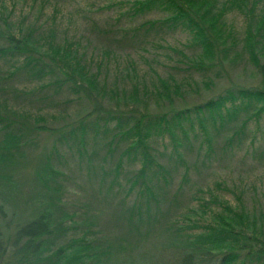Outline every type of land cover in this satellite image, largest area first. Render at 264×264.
<instances>
[{
    "label": "trees",
    "instance_id": "1",
    "mask_svg": "<svg viewBox=\"0 0 264 264\" xmlns=\"http://www.w3.org/2000/svg\"><path fill=\"white\" fill-rule=\"evenodd\" d=\"M5 1L1 0L0 6V81L23 76L31 87L8 83L0 89L12 92L16 98L33 100L38 98V91L53 89L60 93L64 89L79 100L90 94L95 104L71 126L50 127L46 114L16 106L14 109V105L12 108L7 104V97L2 98L0 106L11 116L0 114V166L15 158L19 148L39 130L49 131L57 144L69 149L75 146L79 158L86 154L90 159L95 157L93 168L97 165L100 172H92L99 174L96 184L107 186L106 193L111 190L112 197L119 201L115 210L129 224L127 237L148 236L156 219L166 216L162 230L180 246L172 251L171 258L156 264H264V213L256 215L246 207L242 190L224 181L194 183L188 187L190 193L183 205L178 206L177 196L173 201L177 204L173 207H185L183 211L163 209L170 178L180 166L184 167L181 181H190L191 164L184 159L187 147L192 150L196 144L195 156L205 167L215 159L218 146L230 156L245 149V154L256 155L264 164V134L260 127L264 118V0H115L112 6H128L120 15L164 14L161 19L141 23L135 31L181 28L188 34L186 44L193 49L184 51L186 44H181L182 48L165 47L168 59L175 56L177 73H186L181 78L172 73L163 76L151 68L154 77L149 81L138 75L134 63L129 62L117 70L116 83L106 80L108 69L102 57L95 60V54L80 51L84 46L77 39L56 28L58 8L41 20L23 10L13 15L12 8L7 11ZM41 1L44 10L50 0ZM233 12L242 16L241 35L225 21ZM101 50L104 58L112 53L106 47ZM240 63L253 68V74L259 77L256 84L232 83L187 107L150 109L151 103L180 95L191 84L196 86L192 74L200 76L208 89L212 83L210 72L221 74L225 64L234 67ZM120 80L127 83L120 84ZM252 123L254 126L249 128ZM258 133H262L261 138H257ZM168 144L171 148L166 153ZM165 156L172 166L161 161ZM46 158L43 172L48 183H56L60 171L51 165L52 152ZM196 165L192 163L194 169ZM40 181L49 188L44 177ZM183 189L180 184L176 191ZM224 193L233 195V202ZM59 202V197L48 196L35 216L9 235L0 230V264H101L114 251L128 250L123 240L120 242L126 244L118 246L101 242L92 231L97 218L77 225L82 223L75 219L77 211H63ZM4 215L0 207L1 219ZM67 222L72 226L66 227ZM70 230L74 233L67 237Z\"/></svg>",
    "mask_w": 264,
    "mask_h": 264
},
{
    "label": "rangeland",
    "instance_id": "2",
    "mask_svg": "<svg viewBox=\"0 0 264 264\" xmlns=\"http://www.w3.org/2000/svg\"><path fill=\"white\" fill-rule=\"evenodd\" d=\"M45 1L47 2V0ZM41 2V0H36L35 3L33 0H6L5 6L7 11L13 9V15H17L20 10H23L31 14L30 17L39 18L40 16L41 20L45 18L44 15L50 16L53 13V8H58L56 22L59 26L56 28L64 29L70 38L77 39L84 46L80 51L95 54V60L100 61L102 57V61L108 69L106 71V67L105 69L104 66L102 67V71L107 73V81L114 82L117 70L129 62L134 63L138 75L149 81L154 77L153 70L163 76L172 73L177 78H181L182 75H186L183 70L178 73L175 70L174 55L168 59L164 54L166 52L165 47L169 45L180 46L187 43L188 34L186 31L181 28L170 29L166 26L161 29L152 28L150 30L139 28L138 31H135V28L141 23L147 20L161 19L164 14L150 12L134 17L120 15V13L127 11L128 6L123 5L121 8L112 6L115 0H50V4L45 3L44 10L41 9ZM15 18V16L12 17V19ZM225 21L232 24L238 34L241 35L243 29L241 15L233 12L225 17ZM105 47L109 52H112L106 58L101 55V49ZM183 50L193 51L187 44ZM1 68L3 65L0 66ZM224 68L221 74L209 73L212 83L208 89L201 82L200 76L192 74L191 78L193 77L197 82L196 86L191 84L181 91L180 95H173L171 99L162 100L159 103L150 104L149 101L150 109L162 111L171 107L182 108L199 104L210 96L218 94L232 83L251 85L259 81L257 80L259 77L253 74V68L247 63H240L234 67L225 64ZM26 81L25 77L18 76L8 81H0V85L8 86L9 83L16 87L22 85L31 87ZM206 81L207 79L204 80V82ZM124 83L127 81L122 82L120 80V84ZM36 95L38 98L35 100L24 96L16 98L12 92H4L0 89L1 102L3 101L2 98L7 97V104H11L10 107L12 108L14 105V109L19 107L23 110L30 109L46 114L47 125L50 127H63L69 124L71 126L80 115L90 110L91 106L95 104L90 94H87L86 98L81 96L82 98L79 100L70 91L64 89L60 93H55L53 89H45L36 92ZM137 108L143 109L144 106L138 105ZM0 114L11 116L4 106H0ZM253 126L252 123L249 128ZM260 127L264 134V118ZM262 133H258L257 138H261ZM90 142H92L91 139ZM261 143H263L262 140ZM218 147L216 157L209 164V167H205L200 164V161H197L195 156L196 144L191 147L192 150H189L188 147L184 150V159L187 164H191L190 181L186 182L187 184L181 181L183 166H180L172 174L163 207L164 211L169 212L174 208L183 211L185 207H173L177 205L173 201L177 196L178 206L183 205L190 193L188 187H192L194 183L206 184L212 181H224L229 187H236L243 191L244 203L250 211L256 215L260 212L264 213V164L260 163L261 161L256 158V155L245 154V149L235 151L230 156V153L226 154ZM167 148L166 153L169 152L171 146L168 144ZM19 149L20 153H17L15 158L0 166V176L8 177L6 179L0 177V207L5 212L4 218L1 219L0 217V230L4 235H9L16 226L33 218L37 210L41 208V203L50 196V199L59 197L58 205L63 211H77L78 216L75 219L82 221L77 225L97 218L94 220L95 226L92 227V231L96 233V236L101 237V242L106 241V244L114 246L126 242L129 245L128 250L114 251L113 255L102 261L101 264L162 263L168 260L172 251L180 246L170 233L162 230L166 216H161L156 219L157 221L153 220L157 224L151 229L148 236L140 237V239H137V236L127 237L129 224L122 213L115 210L119 201H115L112 197L111 190L106 193L107 186L103 185L100 188L96 184V175L99 174L94 175L92 172L93 170L97 173L100 172L97 170V165L96 168L95 166L93 168V165L97 164V161H93L95 157L90 159L89 154H86L79 158L75 146L69 149L65 145L57 144L54 134L45 130H39L35 136L31 137L28 144L22 145ZM51 152V165L60 171V175L55 178L56 183L51 181L48 183V177L43 172L46 157ZM90 160L92 167H89ZM161 161L169 166L173 165L166 156ZM195 162L197 163L196 169L192 167V163ZM42 177H44L45 182L47 181L49 188H44L42 185L40 181ZM180 184L182 188L184 186V192L178 193L176 189ZM57 188H61L58 193L46 191L48 189L57 190ZM232 196L225 194V198L233 202ZM129 200L130 198L127 201L129 202ZM105 203L109 206H106ZM262 223H264L263 220ZM67 225L72 226V223L67 222L66 227ZM73 230H70L66 236L69 237L74 233ZM120 240L125 242H120Z\"/></svg>",
    "mask_w": 264,
    "mask_h": 264
}]
</instances>
